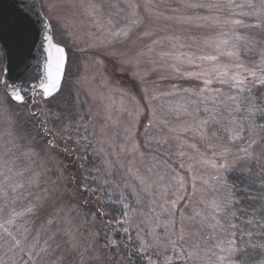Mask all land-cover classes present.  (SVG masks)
Here are the masks:
<instances>
[{"label": "rangeland", "instance_id": "374dc122", "mask_svg": "<svg viewBox=\"0 0 264 264\" xmlns=\"http://www.w3.org/2000/svg\"><path fill=\"white\" fill-rule=\"evenodd\" d=\"M39 1L68 64L57 102L25 94L11 102L23 110L12 118L0 48V264H60L98 235L91 225L78 238L81 225L57 196L61 160L35 143L27 120L58 141L70 103L76 133L100 160L97 186L116 199L146 263L227 264L216 246L232 231L223 174L244 131V98L264 88V30L252 28L264 0ZM244 45L253 59L241 56Z\"/></svg>", "mask_w": 264, "mask_h": 264}, {"label": "trees", "instance_id": "16d2710c", "mask_svg": "<svg viewBox=\"0 0 264 264\" xmlns=\"http://www.w3.org/2000/svg\"><path fill=\"white\" fill-rule=\"evenodd\" d=\"M255 21L257 24L252 28L264 30V14L256 16ZM251 48V46L248 48L245 45L241 47V50H243L241 56L244 59L250 60L254 58V51ZM61 95H63V91L48 100L46 104L51 105L57 102ZM244 100L243 107L240 110L244 131L239 140L229 146L230 160L227 161L226 159L229 164L223 174L225 176V185L227 186L225 192L228 196L229 208L227 215L231 224L234 223L238 226L232 231H236L239 234V227L242 226L245 230L262 233L254 235L252 239L257 243H264V229L259 227V223L253 225L246 223L253 217L260 221V218L264 217V211L259 210L261 201L249 199L250 195L258 194V185L249 184L245 179L249 169L256 170L257 161L245 159V152L242 151V149H249V151L253 152L264 151V109L251 111L254 105L258 108L259 106H264V88L254 89L246 95ZM69 106L60 112L61 123H64L65 126L57 128L58 122L56 120L55 122L53 121V126L57 128L55 132L59 134L58 137L61 138L65 135V138H70L69 140L72 141L56 138L58 141H52L53 146H51L52 143L44 135V133H48L46 130L49 127L40 126L38 118L35 116L31 115L27 118L28 122L32 124V133L34 139H36L35 143L47 146L61 160L63 166L62 176H64L65 181H63V178L61 179L64 188L59 191L60 193L57 196L60 197L65 206L67 205L66 207H69L68 213L71 219H75L81 225L79 227L77 225L78 238L83 233H86L91 225L98 234L91 245L83 247L81 252L78 251L70 255L66 262L62 263L61 261L60 264H83L87 259L92 260L95 264L100 262L102 264H147L141 252L137 251L139 249L137 247L138 244L121 229L120 221L117 219L119 214H121V210L116 203V199L111 202V195H108L103 188H99V185L97 186L101 173L100 160L94 153L91 140H88L82 132L76 133L77 128L74 121L77 119V114L74 112L75 110H73L71 103ZM9 107L11 114L16 111L14 108L22 110V106L19 107L10 102ZM22 111H19L20 118H22L21 114H24ZM13 116L15 117L14 114L11 115L12 118ZM65 127L69 129L68 132H65ZM40 131L42 132L41 134ZM250 144L252 145L251 148H249ZM261 163H264V161ZM246 188L247 191L245 190ZM229 200H232L231 204H229ZM245 239H248V237H245ZM237 240L239 239L237 238ZM113 242L116 245L115 247L112 246ZM64 246L63 250L65 251L59 252L57 255L61 260L67 256L66 253L71 248L66 244ZM247 251L250 264H259L264 259L260 248H248ZM60 259L58 258L57 262Z\"/></svg>", "mask_w": 264, "mask_h": 264}, {"label": "water", "instance_id": "95a60500", "mask_svg": "<svg viewBox=\"0 0 264 264\" xmlns=\"http://www.w3.org/2000/svg\"><path fill=\"white\" fill-rule=\"evenodd\" d=\"M49 25L39 0H0V48L6 61L2 86L5 89L7 85L8 92L13 87L20 89L23 96L42 92L47 47L43 37ZM64 80L60 90L46 100L59 94Z\"/></svg>", "mask_w": 264, "mask_h": 264}, {"label": "snow or ice", "instance_id": "6c2138e0", "mask_svg": "<svg viewBox=\"0 0 264 264\" xmlns=\"http://www.w3.org/2000/svg\"><path fill=\"white\" fill-rule=\"evenodd\" d=\"M26 15V13H21ZM237 23H239L237 21ZM48 27L49 31L46 33L43 37L44 41L47 44V47L45 48L46 52V59L44 63V72H45V83L41 85L42 93L45 99L48 97L54 96L61 88L62 81L64 80L65 76V68L67 64V55H66V48L62 44L58 42H54V37L51 35V26ZM253 76H255V73H252ZM207 83V82H206ZM244 83L243 80H236V87H239ZM6 94L8 97L9 102H14L15 104H24V96L21 94V90L17 89L15 87L12 88L10 92L7 90V85L5 86ZM244 89L241 88V91ZM264 109V106H253L251 111L256 110H262ZM204 123H207L205 121ZM69 129H65V132H68ZM255 143V142H253ZM252 145H249V148H251ZM243 152H245V159L249 160H255L257 161V168L256 170L249 169L248 172L245 175V179L249 182V184H257L258 185V194L257 195H250L249 199L252 200H259L261 201L259 205V210L264 211V163H261L264 161V151L262 152H253L249 151V149H242ZM247 191V188L245 189ZM232 203V200H229V204ZM175 202H173V208H175ZM216 211H221V207L219 205H213ZM28 211H32V209H28ZM125 215H127L125 213ZM215 219V217H214ZM11 222V221H9ZM119 223L123 224L124 221H120ZM220 222L217 221V224ZM249 225H253L256 223H259V227L261 229H264V217L260 218V221H257L255 217L252 219H249L246 221ZM214 227V225H213ZM223 228V226L221 225ZM230 228L236 229L238 226L236 224H230ZM125 232H127V229H124ZM227 231V229H225ZM262 233H254L250 230H245L242 226L239 227V234L236 231L228 232V238L226 242V247L222 246L223 241L218 243L216 246L221 249L222 252H225V256L219 257L221 261H226L227 264H250V261L248 259L249 253L247 251L248 248H260L262 250V256H264V243H257L255 242L252 237L254 235H260ZM245 237H248V239H245ZM237 238L239 239V243L237 242ZM113 247H115V243L112 244ZM138 252H143V244L139 249H137ZM29 259H31V256H29ZM259 264H264V259H262Z\"/></svg>", "mask_w": 264, "mask_h": 264}]
</instances>
